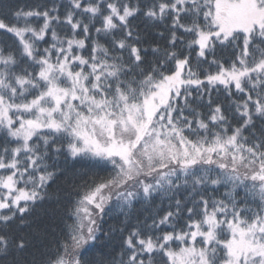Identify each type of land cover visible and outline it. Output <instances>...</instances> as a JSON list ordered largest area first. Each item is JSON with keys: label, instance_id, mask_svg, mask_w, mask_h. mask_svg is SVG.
Listing matches in <instances>:
<instances>
[{"label": "snow or ice", "instance_id": "obj_1", "mask_svg": "<svg viewBox=\"0 0 264 264\" xmlns=\"http://www.w3.org/2000/svg\"><path fill=\"white\" fill-rule=\"evenodd\" d=\"M0 264H264V0H0Z\"/></svg>", "mask_w": 264, "mask_h": 264}, {"label": "trees", "instance_id": "obj_2", "mask_svg": "<svg viewBox=\"0 0 264 264\" xmlns=\"http://www.w3.org/2000/svg\"><path fill=\"white\" fill-rule=\"evenodd\" d=\"M14 3H17V4H20V5H23L25 3H29L30 0H13Z\"/></svg>", "mask_w": 264, "mask_h": 264}]
</instances>
